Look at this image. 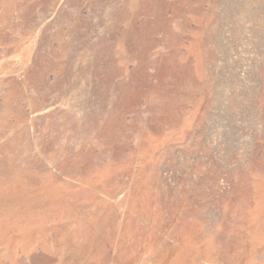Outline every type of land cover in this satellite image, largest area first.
Listing matches in <instances>:
<instances>
[{
	"label": "rangeland",
	"instance_id": "rangeland-1",
	"mask_svg": "<svg viewBox=\"0 0 264 264\" xmlns=\"http://www.w3.org/2000/svg\"><path fill=\"white\" fill-rule=\"evenodd\" d=\"M0 264H264V0H0Z\"/></svg>",
	"mask_w": 264,
	"mask_h": 264
}]
</instances>
